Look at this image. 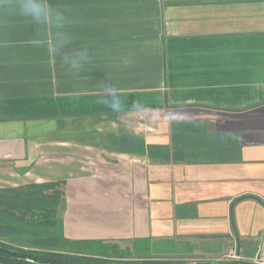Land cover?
I'll return each instance as SVG.
<instances>
[{
  "label": "crops",
  "instance_id": "1",
  "mask_svg": "<svg viewBox=\"0 0 264 264\" xmlns=\"http://www.w3.org/2000/svg\"><path fill=\"white\" fill-rule=\"evenodd\" d=\"M52 2L91 59L0 16V189L58 183L77 252L264 264V0Z\"/></svg>",
  "mask_w": 264,
  "mask_h": 264
},
{
  "label": "trees",
  "instance_id": "2",
  "mask_svg": "<svg viewBox=\"0 0 264 264\" xmlns=\"http://www.w3.org/2000/svg\"><path fill=\"white\" fill-rule=\"evenodd\" d=\"M58 186V183H46L32 184L20 189H0V255L32 258L47 264H191L151 257H127L125 261H117L89 252H68L64 249L65 242L68 241L63 238L60 220L57 218V208L61 203V191ZM48 190H52V193H46ZM46 228L49 231H46ZM33 235H46L50 242L47 245L33 242L30 239ZM6 241L21 245L25 243L40 251L33 254L16 246L14 248ZM236 263L252 264L247 261H199L196 264Z\"/></svg>",
  "mask_w": 264,
  "mask_h": 264
},
{
  "label": "clouds",
  "instance_id": "3",
  "mask_svg": "<svg viewBox=\"0 0 264 264\" xmlns=\"http://www.w3.org/2000/svg\"><path fill=\"white\" fill-rule=\"evenodd\" d=\"M0 16L5 19L19 18L33 25L36 38L46 40V54L58 57L72 73L81 72L90 62L88 48L67 49L66 42L71 30L70 18L65 9L52 0H0ZM102 89L104 95L101 102L114 111H119L123 101L116 88L102 85Z\"/></svg>",
  "mask_w": 264,
  "mask_h": 264
},
{
  "label": "rangeland",
  "instance_id": "4",
  "mask_svg": "<svg viewBox=\"0 0 264 264\" xmlns=\"http://www.w3.org/2000/svg\"><path fill=\"white\" fill-rule=\"evenodd\" d=\"M46 231H49L48 228H46ZM24 237V236H23ZM22 237V238H23ZM26 239L28 237H25ZM30 239H32L33 242H42L44 245H47L50 240H49V237L46 236V235H33V237H31ZM6 243L10 244L12 247L14 246V248L18 247V248H22L24 251H28V252H31V253H35V252H39L40 249L38 248H33L31 246H28V244H25L24 245H21V244H17V243H10L8 241H6ZM16 246V247H15ZM27 246V247H26ZM14 248H11L12 250H14ZM64 249L67 250L68 252H72L74 251L75 249H79V248H74L72 246H68L67 244L64 245ZM81 250V249H80ZM86 252L88 251L89 253H91L92 255H97L98 256H107V257H111L113 260H117V261H125L127 260V256L126 254L128 252H126L125 250H119V249H115V248H110V249H105V248H99L97 249L95 246H91V247H88V248H85L84 249ZM83 250V251H84ZM126 252V253H125ZM97 253V254H96ZM105 253V254H104ZM100 254V255H99Z\"/></svg>",
  "mask_w": 264,
  "mask_h": 264
},
{
  "label": "water",
  "instance_id": "5",
  "mask_svg": "<svg viewBox=\"0 0 264 264\" xmlns=\"http://www.w3.org/2000/svg\"><path fill=\"white\" fill-rule=\"evenodd\" d=\"M246 197H249V196H242L241 198H238V200H236V201H239L240 199H243ZM258 201L261 202L262 204H264L263 201H261V200H258ZM234 230H235L236 236L238 237V233L236 231L235 225H234ZM261 253L262 252L260 250L258 255H257L258 261L261 259ZM238 255H240V244H239V249H238ZM258 261L256 264H258ZM0 264H47V263L39 262V261H36L32 258H23V257H17V256H9V255H0ZM236 264H240V263H236Z\"/></svg>",
  "mask_w": 264,
  "mask_h": 264
},
{
  "label": "built area",
  "instance_id": "6",
  "mask_svg": "<svg viewBox=\"0 0 264 264\" xmlns=\"http://www.w3.org/2000/svg\"><path fill=\"white\" fill-rule=\"evenodd\" d=\"M232 257H233V258H237V257H239V256H238L236 253H233V254H232Z\"/></svg>",
  "mask_w": 264,
  "mask_h": 264
}]
</instances>
